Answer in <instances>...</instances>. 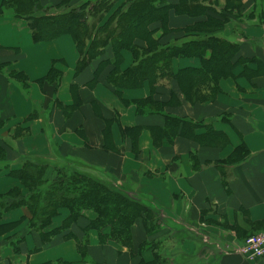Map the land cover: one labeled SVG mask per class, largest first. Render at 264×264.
<instances>
[{
  "label": "crops",
  "instance_id": "obj_1",
  "mask_svg": "<svg viewBox=\"0 0 264 264\" xmlns=\"http://www.w3.org/2000/svg\"><path fill=\"white\" fill-rule=\"evenodd\" d=\"M211 5L197 18L173 12L166 31L155 23L152 36L214 35L233 44L221 55L224 63L217 60L212 69L203 65L208 47L192 50L172 57L154 81L127 86L106 78L112 51L78 70L69 33L35 40L27 19L0 15V144L6 142L7 170L22 155H37L50 163L45 175L67 164L96 171L130 188L129 195L149 198L158 215L135 219L128 244L101 242L97 229H87L82 254L72 235L43 242L29 227L28 210L11 208L0 213V264H145L160 252L155 264H264V255L250 260L232 252L264 230V0ZM104 59L111 61L102 66ZM131 62L128 50L116 60L121 70ZM7 170L0 172V194L15 186L24 193ZM68 213L59 209L52 224ZM87 222L72 224L78 237Z\"/></svg>",
  "mask_w": 264,
  "mask_h": 264
},
{
  "label": "trees",
  "instance_id": "obj_2",
  "mask_svg": "<svg viewBox=\"0 0 264 264\" xmlns=\"http://www.w3.org/2000/svg\"><path fill=\"white\" fill-rule=\"evenodd\" d=\"M211 2L197 0L189 7L165 0H58L49 4H41V0H2L0 15L7 11L27 19L35 40L69 33L79 54L78 70L111 49L115 55L114 67L106 78L127 86L140 85L144 80L154 81L167 72L172 57L187 56L192 50L208 47L211 54L203 65H210L212 69L217 60L224 63L221 55L229 54L233 44L214 35L181 40L180 33L176 31L162 32L157 38L152 36L158 27L166 31L173 12H187L197 18L205 13L207 7L213 10ZM123 50L130 52L132 62L121 70L116 60ZM102 61L103 66L111 59ZM224 73L226 70H222ZM5 145V141L0 144V164L7 162ZM19 161V166L7 171L18 178L26 190L23 193L20 187L15 186L1 193L0 213L25 207L30 229L39 232L43 242L47 243L58 234L72 235L79 242L81 253L86 254L83 242L89 228L97 229L101 242L113 239L128 244L130 226L135 219L149 217L152 213L153 220H158L155 206L149 198L129 195L130 188L113 185L96 173L93 175L79 166L67 164L55 166L45 175L49 166L45 157L22 155ZM61 208H67L69 213L59 224L53 225L52 219ZM84 209L94 211L96 216H82ZM79 221H88L81 238L72 228V224ZM160 253L153 254V260L145 264H155L162 255Z\"/></svg>",
  "mask_w": 264,
  "mask_h": 264
},
{
  "label": "built area",
  "instance_id": "obj_3",
  "mask_svg": "<svg viewBox=\"0 0 264 264\" xmlns=\"http://www.w3.org/2000/svg\"><path fill=\"white\" fill-rule=\"evenodd\" d=\"M224 251H231L226 248ZM232 252H238L247 259H255L264 255V230L247 235L244 240L232 249Z\"/></svg>",
  "mask_w": 264,
  "mask_h": 264
},
{
  "label": "rangeland",
  "instance_id": "obj_4",
  "mask_svg": "<svg viewBox=\"0 0 264 264\" xmlns=\"http://www.w3.org/2000/svg\"><path fill=\"white\" fill-rule=\"evenodd\" d=\"M195 1H197V0H182V1H180L179 3H180V5L181 6H183V5H185V6H189V5H191L193 2H195ZM4 16H12L11 14H6V15H4ZM195 29H198V30H203V28H195ZM174 32H176V31H174ZM109 51H112L111 49H109ZM109 51H106L105 52V55L109 52ZM113 52V51H112ZM113 57H115V55L113 56ZM19 163H20V161H19ZM9 165H10V163L7 161V162H4L3 164H0V172L1 171H4V170H7V167H9ZM49 165H50V163H49ZM95 173L96 174H100L99 172H96L95 171Z\"/></svg>",
  "mask_w": 264,
  "mask_h": 264
}]
</instances>
